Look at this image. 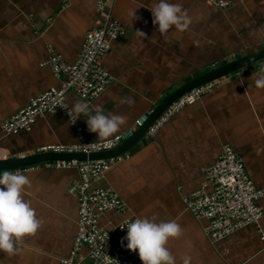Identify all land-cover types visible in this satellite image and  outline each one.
I'll use <instances>...</instances> for the list:
<instances>
[{
	"label": "crops",
	"instance_id": "crops-1",
	"mask_svg": "<svg viewBox=\"0 0 264 264\" xmlns=\"http://www.w3.org/2000/svg\"><path fill=\"white\" fill-rule=\"evenodd\" d=\"M100 1L0 0V148L13 157L33 156L46 146L76 144L81 137L102 142L124 134L187 80L208 74L207 67L264 49V0H226L231 6L224 10L206 0H173L182 4L191 23L183 32L169 30L166 36L157 31L149 10L157 0H116L112 13L126 33L102 58L115 81L87 103L122 115L125 123L120 130L101 140L88 131L83 115L73 127L59 112L39 118L31 132L5 134L3 125L12 116L50 88L61 86L64 78L43 66L50 59L49 48L74 64L87 33L96 27ZM262 68L264 60L246 68V73L228 76L155 136L146 134L137 150L120 155L128 157L94 187L117 193L129 212L110 213L100 225L112 228L137 216L175 220L183 231L167 247L178 264L185 257L189 264H264V240L257 227L212 242L205 234L208 222L196 220L184 202L203 187L205 170L219 160L225 145L242 156L249 176L264 190V89L251 79ZM66 100L70 108L84 101L74 93ZM52 164L11 171L28 177L26 198L42 224L35 235L23 239L21 252L0 253V264H60L70 255L78 223V200L71 188L80 176L76 169L59 170ZM260 204L264 210V199ZM261 227L264 231V217Z\"/></svg>",
	"mask_w": 264,
	"mask_h": 264
},
{
	"label": "built area",
	"instance_id": "built-area-1",
	"mask_svg": "<svg viewBox=\"0 0 264 264\" xmlns=\"http://www.w3.org/2000/svg\"><path fill=\"white\" fill-rule=\"evenodd\" d=\"M115 2L116 0L99 2L100 15L96 27L87 33L74 64L66 63L60 54L49 48L51 56L43 66H49L55 76L64 78L61 86L50 88L12 116L3 125L5 134L31 132L39 118L59 112L68 117L71 126L77 127L76 116L71 112L66 100L67 94L74 93L91 103L111 87L115 80L105 69L102 58L111 52L112 44L126 33L123 24L113 16L112 7ZM206 2L219 10L231 6L226 0ZM237 57L240 56H232ZM224 62H216L207 67L206 73L219 69ZM226 78L201 85L177 99L149 128L148 136H155L174 116L212 93ZM152 114L153 111L144 114L136 120L132 129L114 138L102 142H87L81 137L76 144L46 146L40 148L38 153L90 156L113 151L130 140L149 121ZM23 157H13L8 150L0 148V161ZM127 157L117 156L96 161H58L49 165L59 170L76 169L80 176L79 181L71 188V193L78 200L76 238L70 255L63 258L60 264H142L138 252L127 249V241H123L122 244L127 229L120 227L125 219L112 225V228L100 225V219L110 213L119 216L127 214L129 212L127 204L117 193L94 187L116 164ZM208 187L211 188L210 192L207 191ZM263 199L264 190L257 187L249 176L242 156L231 146L225 145L219 160L205 170L203 187L184 197V202L196 220L208 222L205 228L207 237L213 242H221L250 226L257 227L264 240V231L261 227L264 211L260 206Z\"/></svg>",
	"mask_w": 264,
	"mask_h": 264
},
{
	"label": "clouds",
	"instance_id": "clouds-1",
	"mask_svg": "<svg viewBox=\"0 0 264 264\" xmlns=\"http://www.w3.org/2000/svg\"><path fill=\"white\" fill-rule=\"evenodd\" d=\"M149 10L161 35L166 36L169 30L183 32L191 23L182 4L173 0H157ZM135 34L145 35L140 30ZM251 79L257 88L264 89V68L252 74ZM71 112L75 113L76 121L83 115L88 131L96 133L101 140L112 137L125 123L122 115L106 113L102 105H90L84 101H76ZM28 184L29 179L25 175L0 172V253L18 254L22 251L23 239L35 235L41 228L42 221L26 198ZM120 228L127 229L122 244L127 241V249L138 252L142 264H178L167 247L169 240L179 237L183 231L175 220L157 222L155 218L137 216L131 220L126 218ZM189 259L183 258V264H189Z\"/></svg>",
	"mask_w": 264,
	"mask_h": 264
},
{
	"label": "water",
	"instance_id": "water-1",
	"mask_svg": "<svg viewBox=\"0 0 264 264\" xmlns=\"http://www.w3.org/2000/svg\"><path fill=\"white\" fill-rule=\"evenodd\" d=\"M264 60V49L261 51L254 52L247 56L230 58L228 62H224L219 69L214 70L208 74H199L197 77L187 80L180 90H177L168 95L167 98L159 105L151 115L149 121L127 142L122 144L119 148L98 154L86 155H60L54 153H38L33 156L24 158H15L8 161H0V172L20 170L25 171L31 166L44 167L47 163H55L58 161H96L109 159L112 157L120 156L129 150H134L139 147L140 142L148 133L149 128L153 123L167 110V108L175 102L177 99L187 94L191 90L212 82L223 77H228L231 74L246 73L245 69L255 64L256 62Z\"/></svg>",
	"mask_w": 264,
	"mask_h": 264
},
{
	"label": "rangeland",
	"instance_id": "rangeland-1",
	"mask_svg": "<svg viewBox=\"0 0 264 264\" xmlns=\"http://www.w3.org/2000/svg\"><path fill=\"white\" fill-rule=\"evenodd\" d=\"M231 75H233V74H231ZM223 147H224V146H223ZM235 152H236V151H235ZM236 153H237V152H236ZM237 154H238V153H237ZM220 156H221V155H220ZM261 202H262V201H261ZM261 202H260V203H261ZM260 206H261V204H260ZM261 207H262V206H261ZM262 209H263V208H262ZM263 211H264V210H263ZM206 236H207V234H206ZM212 242H213V241H212Z\"/></svg>",
	"mask_w": 264,
	"mask_h": 264
}]
</instances>
